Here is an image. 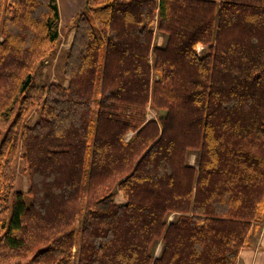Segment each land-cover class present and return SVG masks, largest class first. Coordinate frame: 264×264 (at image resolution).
I'll return each instance as SVG.
<instances>
[{
    "label": "trees",
    "instance_id": "trees-1",
    "mask_svg": "<svg viewBox=\"0 0 264 264\" xmlns=\"http://www.w3.org/2000/svg\"><path fill=\"white\" fill-rule=\"evenodd\" d=\"M73 23L66 85L39 84L57 1L0 0V264H236L264 225V0H84Z\"/></svg>",
    "mask_w": 264,
    "mask_h": 264
},
{
    "label": "rangeland",
    "instance_id": "rangeland-1",
    "mask_svg": "<svg viewBox=\"0 0 264 264\" xmlns=\"http://www.w3.org/2000/svg\"><path fill=\"white\" fill-rule=\"evenodd\" d=\"M75 15V14H74ZM74 15L71 17L62 16L59 20V43L56 52L52 57L43 61V63L38 66L35 70V81L39 84H48L50 82H60L63 85H66V81L63 79L62 76V66L64 62L65 53L67 48L71 42L74 32V23L73 18ZM163 41V36L159 33L155 32L154 35V43L160 44ZM203 48L198 47V52H201ZM155 110L152 108H148L147 116L149 118L155 117ZM37 117L36 111H32L28 118V123L32 124ZM188 160L191 164L195 163V155L191 153L188 157ZM14 188L16 190L26 191L27 189V178L25 171L23 169L22 161L17 158L15 162V183ZM116 202H123L124 198L120 192H117L115 195ZM254 233L250 232V238H253ZM159 250V245L156 247V253Z\"/></svg>",
    "mask_w": 264,
    "mask_h": 264
},
{
    "label": "crops",
    "instance_id": "crops-1",
    "mask_svg": "<svg viewBox=\"0 0 264 264\" xmlns=\"http://www.w3.org/2000/svg\"><path fill=\"white\" fill-rule=\"evenodd\" d=\"M59 20L73 16L82 9L84 0H56ZM253 238L248 236V245L238 254L236 264H264V225L257 231L252 230Z\"/></svg>",
    "mask_w": 264,
    "mask_h": 264
}]
</instances>
